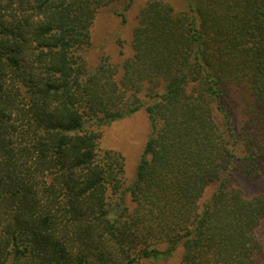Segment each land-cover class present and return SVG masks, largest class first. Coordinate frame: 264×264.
Instances as JSON below:
<instances>
[{
    "label": "trees",
    "instance_id": "1",
    "mask_svg": "<svg viewBox=\"0 0 264 264\" xmlns=\"http://www.w3.org/2000/svg\"><path fill=\"white\" fill-rule=\"evenodd\" d=\"M118 1L0 0V264H264V195L234 184L264 182V0H149L133 54L90 69ZM141 109L125 188L99 127Z\"/></svg>",
    "mask_w": 264,
    "mask_h": 264
},
{
    "label": "rangeland",
    "instance_id": "2",
    "mask_svg": "<svg viewBox=\"0 0 264 264\" xmlns=\"http://www.w3.org/2000/svg\"><path fill=\"white\" fill-rule=\"evenodd\" d=\"M149 0H134L127 8L128 0H121L101 8L91 26V44L84 50L85 58L90 69L96 68L104 56L121 65L127 56L133 54V31L138 23V16ZM178 10H186L187 0H166ZM119 13H124L123 22ZM124 51V52H121ZM102 133L101 146L104 149H114L121 152L125 158V188L135 180L136 171L145 144L152 128L148 114L144 109L124 119L110 122L99 127ZM234 184L239 187L246 197L264 195V182L250 180L242 173H236ZM216 185L207 188L209 196ZM264 230V220L259 232ZM182 250L168 261L159 264H177L181 259Z\"/></svg>",
    "mask_w": 264,
    "mask_h": 264
}]
</instances>
